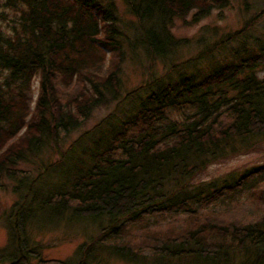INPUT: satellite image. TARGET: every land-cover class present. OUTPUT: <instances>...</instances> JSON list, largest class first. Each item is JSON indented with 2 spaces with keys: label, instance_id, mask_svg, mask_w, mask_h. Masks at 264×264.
<instances>
[{
  "label": "trees",
  "instance_id": "16d2710c",
  "mask_svg": "<svg viewBox=\"0 0 264 264\" xmlns=\"http://www.w3.org/2000/svg\"><path fill=\"white\" fill-rule=\"evenodd\" d=\"M123 2L136 18L132 41L114 0H0L9 25L0 33V184L12 180L18 195L0 264L38 258L28 225L65 215L101 228L79 246L77 264L93 261L95 244L133 263L148 252L167 264H264V215L255 223L206 216L177 232L145 230L138 242L120 236L126 223L156 214L195 222L202 208L264 175L258 166L218 187L195 179L230 142L264 135V0H244L239 28H204L197 52L178 60L185 39L171 30L175 20L197 24L232 0ZM131 46L170 61L121 96ZM141 93L131 114L111 112L65 145L97 106Z\"/></svg>",
  "mask_w": 264,
  "mask_h": 264
},
{
  "label": "rangeland",
  "instance_id": "374dc122",
  "mask_svg": "<svg viewBox=\"0 0 264 264\" xmlns=\"http://www.w3.org/2000/svg\"><path fill=\"white\" fill-rule=\"evenodd\" d=\"M114 1L120 21L125 22L122 26L124 34L132 41L136 33L130 29L129 23L133 25L136 18L127 11L123 0ZM243 1L232 0L231 5L222 13L215 10L197 24L189 22L190 15L187 16V20L176 19L170 26L171 30L176 37L185 39V43L175 50L172 57L178 60L195 54L198 50V41L203 36L207 37L203 29L208 26L217 25L223 30L239 28L249 15L243 10ZM8 30V22L0 19V33H7ZM209 39L212 41L213 37H209ZM125 50L126 57L120 68L121 96L146 83L150 74L161 75L167 70L170 58L147 57L139 47L135 50L131 46ZM202 65L206 64L202 63ZM263 73L261 72V74ZM37 85L38 83L35 81L33 84L34 97L37 94ZM143 93L130 95L119 101L117 105L116 102H113L109 105L97 106L89 118L66 137L65 145L71 143L82 132L91 129L111 112L117 115L116 117L131 114ZM227 149L228 152L224 157L213 160L207 164L205 170L197 175L195 178L197 183L207 182L218 187L233 181L234 178L246 173L251 168L263 166L264 169V135L243 141H232L228 144ZM20 166H24V164L21 163ZM13 184V181L7 178H3V182L0 184V252L7 249L10 243L7 217L13 203L18 199V195L13 192ZM200 213L199 219L195 222L185 214L147 216L133 224L126 223L124 234L120 236L126 238L129 235L131 239L137 240L134 236L138 237L145 230L177 232L180 229L195 226L206 216L216 217L224 222L255 223L264 215V175L253 174L248 177L242 187L234 188L231 194H225L222 198L202 208ZM107 224V221H103L104 226ZM100 229L97 223L88 219L68 221L66 215L57 220L34 219L28 225L27 230L31 237L30 245H33L38 253V258L30 256L29 262L30 264H41L39 259L42 258L46 260V264H51L53 260L77 264L81 257L78 252L79 246L89 245ZM118 240L121 238L118 237ZM93 254V261H88L87 264H167V261H157L148 252H145L144 257L137 263L129 262L113 254L105 246L98 244H95Z\"/></svg>",
  "mask_w": 264,
  "mask_h": 264
}]
</instances>
